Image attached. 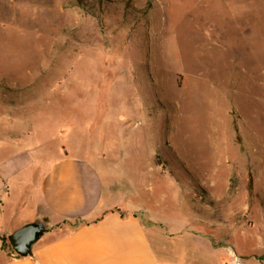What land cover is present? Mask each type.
<instances>
[{"label":"rangeland","instance_id":"1","mask_svg":"<svg viewBox=\"0 0 264 264\" xmlns=\"http://www.w3.org/2000/svg\"><path fill=\"white\" fill-rule=\"evenodd\" d=\"M55 149L136 190L163 264H264V0H0V154Z\"/></svg>","mask_w":264,"mask_h":264},{"label":"crops","instance_id":"2","mask_svg":"<svg viewBox=\"0 0 264 264\" xmlns=\"http://www.w3.org/2000/svg\"><path fill=\"white\" fill-rule=\"evenodd\" d=\"M57 149L0 154V264H163L139 215H151V208L136 190L112 183L109 177L117 173L102 160ZM116 208L129 211L127 217ZM36 221H45L48 231L33 256L4 248V237ZM77 222L67 234L53 236Z\"/></svg>","mask_w":264,"mask_h":264},{"label":"water","instance_id":"3","mask_svg":"<svg viewBox=\"0 0 264 264\" xmlns=\"http://www.w3.org/2000/svg\"><path fill=\"white\" fill-rule=\"evenodd\" d=\"M48 231L45 221H36L26 224L22 228L9 235V241L15 254L19 257L33 256L34 246L43 238Z\"/></svg>","mask_w":264,"mask_h":264},{"label":"trees","instance_id":"4","mask_svg":"<svg viewBox=\"0 0 264 264\" xmlns=\"http://www.w3.org/2000/svg\"><path fill=\"white\" fill-rule=\"evenodd\" d=\"M114 211L118 212L122 218L127 217V213H128L127 211H124L120 208H116ZM3 245H4V247H7L10 251H14L9 239L6 237L3 238Z\"/></svg>","mask_w":264,"mask_h":264}]
</instances>
